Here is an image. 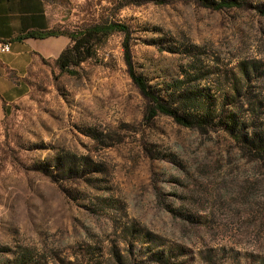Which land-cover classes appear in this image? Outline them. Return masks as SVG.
<instances>
[{
	"label": "rangeland",
	"instance_id": "1",
	"mask_svg": "<svg viewBox=\"0 0 264 264\" xmlns=\"http://www.w3.org/2000/svg\"><path fill=\"white\" fill-rule=\"evenodd\" d=\"M47 4L57 31L126 25L135 71L205 122L148 116L122 32L76 75L41 61L0 120V264H264V0Z\"/></svg>",
	"mask_w": 264,
	"mask_h": 264
},
{
	"label": "crops",
	"instance_id": "2",
	"mask_svg": "<svg viewBox=\"0 0 264 264\" xmlns=\"http://www.w3.org/2000/svg\"><path fill=\"white\" fill-rule=\"evenodd\" d=\"M47 0H0V39L11 41L0 54V120L29 92V73L43 60H56L71 44L68 36L36 38L33 32L55 29Z\"/></svg>",
	"mask_w": 264,
	"mask_h": 264
},
{
	"label": "trees",
	"instance_id": "3",
	"mask_svg": "<svg viewBox=\"0 0 264 264\" xmlns=\"http://www.w3.org/2000/svg\"><path fill=\"white\" fill-rule=\"evenodd\" d=\"M225 4L231 5V3L220 2L214 6L216 9H222ZM207 6L214 7L213 5ZM114 32H122L126 36L124 52L129 75L140 93L148 101V116L153 118L159 114L167 115L186 127H192L195 124H203L205 122L204 119H198L193 116L187 117L180 113L178 109L172 108L169 104L163 102L158 94L149 86L147 80L135 71L130 52V31L126 25L122 23H111L107 25L100 24L73 32L65 30L57 31L53 29L46 32L29 33V36L41 39L51 36H68L71 39V44L56 59V65L62 72L76 75V68L80 67L81 64L87 60L93 58L98 47ZM180 99H182L181 96H179L177 101L179 102ZM182 101L183 102L181 103L183 104L187 103V99ZM257 150L259 153L264 154V144Z\"/></svg>",
	"mask_w": 264,
	"mask_h": 264
},
{
	"label": "built area",
	"instance_id": "4",
	"mask_svg": "<svg viewBox=\"0 0 264 264\" xmlns=\"http://www.w3.org/2000/svg\"><path fill=\"white\" fill-rule=\"evenodd\" d=\"M12 50V43L6 39H0V54L10 53Z\"/></svg>",
	"mask_w": 264,
	"mask_h": 264
}]
</instances>
